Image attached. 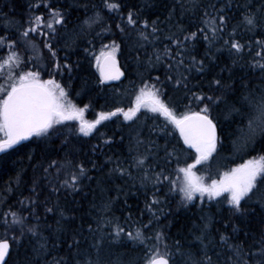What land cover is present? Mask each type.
Segmentation results:
<instances>
[{
    "label": "trees",
    "instance_id": "16d2710c",
    "mask_svg": "<svg viewBox=\"0 0 264 264\" xmlns=\"http://www.w3.org/2000/svg\"><path fill=\"white\" fill-rule=\"evenodd\" d=\"M116 2L122 5L119 11L108 9L101 11L103 26L94 24L90 29L81 31V21L85 19L86 15L91 16L94 11L100 10L103 0H43V3L41 0H0V35L19 37L20 32L29 26L30 16L42 15L47 19L50 9L44 7V4H50L51 8L66 12V27L61 28L60 25H56L58 35L56 41L52 42L53 50L56 52L55 58L44 47L43 41L46 37L38 34L30 36L36 45L35 50L20 46L18 43L16 51L25 61L27 69L40 71L43 80H56L68 93L69 100L77 107L87 106L86 117L90 121L97 119L102 111L109 112L114 111L117 107L127 109L132 106L140 87L144 83H157L155 80L157 76L161 81V83H157V87L161 88L163 99L177 113L200 110L203 105L193 99V93L218 95L219 93L215 92V79H222L224 84H233L236 95L246 92L243 84H247L249 90H254L257 93L261 86H264V76L259 69L251 66L255 60H260L256 53L261 52L260 46L253 41H260L264 39V36L258 32H246L243 27L237 29V34L234 37L241 44H251L250 49L245 48L243 58L240 59L229 53L223 43L224 40L229 39V36L227 33L223 34L222 39L217 40L211 47L215 59L206 71L204 73L196 71H192L190 74L186 73L189 77L188 84L191 91L183 88L178 89L170 81L165 80L164 73L168 61L165 60L155 67L148 63L149 58L153 57V53L158 50L162 51L165 45H169L175 52V45L170 44L169 40L164 38L165 36L175 34L182 39L188 31L198 32V29H206L207 26L203 22L208 19L204 16L205 10L214 14L209 5L215 4L217 8H223L226 3L233 5L231 8H225L227 14L234 17L229 21L228 28L230 30L241 18V10L235 5L244 3L245 0H116ZM36 4L40 6L33 7ZM85 4L88 6L87 12L82 7ZM93 5L96 8H93ZM129 11L139 14L138 19L134 16V19H137L135 27L127 22ZM169 16H171L170 20L167 19ZM144 20H148L149 25L152 21H157L159 28L163 30L162 33H157L158 40H154L151 36L148 41L140 39L138 32ZM117 25L120 27L118 28ZM120 28H124L123 33ZM181 29L184 31L182 32ZM147 31L151 32V27ZM112 41L120 46L116 56L124 76L120 81L101 83L97 59H101L102 53L109 50L110 47L106 46H110ZM195 47L198 59L203 58L205 50L209 48L208 42L203 40L199 32ZM7 55L8 50L0 48V58H6ZM234 59L236 63H233ZM57 61L61 66L71 65V68L61 67L57 70L55 67ZM261 62L264 63V60ZM185 63H188L187 59ZM206 63H208L207 60ZM22 65L25 68V64ZM221 69L226 70L222 72ZM3 83L4 79L0 78V84ZM228 98L231 99V96ZM212 118L217 123L219 140L213 165L216 167L219 164L221 167H227V165L241 162V156H236L234 147L238 135H241L236 132L237 123H234L232 118L225 119L223 104L219 108H213ZM236 119L238 121V118ZM166 124L162 115L142 110L137 114L135 121L124 120L123 116L118 114L98 125L97 131L92 135L84 136L77 131L78 123L72 121L67 122V127H61L60 135L32 137L28 143L17 145L14 149L8 150L7 154L1 153L0 213L7 212L9 206L13 211L18 210V201L32 195L34 181L41 201L51 195L44 172V168L48 167L51 161L63 162L68 156L73 160L83 161L86 166L90 167L87 162L91 159L98 166L104 165V168L93 170L90 173L93 180L85 181L82 190L68 196L66 202L63 191L57 194L60 196V203L65 205L64 231L50 235L51 229L44 230L43 235L48 237V251L41 258L40 264H45V262L53 264L54 261L61 258L72 260L74 251L70 252L68 245L72 243V237L76 235L78 229L83 237L76 236L77 239H81V249H86L90 257L99 260L101 264H143L142 246L127 237L113 240L106 236L103 246L97 252L95 248L91 247L95 243V238L88 232V226L91 224L95 230L96 219L99 215L98 209L94 208L93 204L99 206L107 197H115L117 186L123 188L124 191L113 203L112 212L109 215H114L118 218L119 223L126 227V231L133 233L137 228L136 221L147 223L152 213L147 210L145 202L151 201L153 186L149 184L146 188H142L138 180L133 184L130 179L116 178L115 176L109 179L106 173L113 165L107 163V158L116 159L119 157L127 160L130 155L135 154L129 152V146L135 144L136 133L139 132L141 140L154 142L153 151L157 153L156 159L159 164L164 165L165 148L168 152H172L173 145L177 149L181 146L186 149L179 166L183 167L185 160L187 163H191L194 150L187 149V146L183 145L178 131L170 124L165 127ZM244 133H247V128L244 129ZM65 138L68 140L67 146L63 144ZM260 139V136L256 138L254 149L251 144L246 147L244 154L246 157L264 155V144L260 143ZM106 140L111 142L106 144ZM94 148L95 151H93ZM139 150L144 151V146H141ZM235 157L237 160H233ZM208 164L197 166L198 175L205 177L207 171L205 167ZM165 167L166 171L174 177V169L177 167L175 160H171ZM53 171L54 169H50L49 175ZM156 171H159V168H156ZM18 174L19 183L17 182ZM101 188L105 189L103 193ZM157 195L162 201L159 206L162 208V213H157V227L165 235V243L169 246L175 264H185L189 253L193 256L202 255V252L199 251L202 246L195 239V236L200 235L197 229L205 223L202 217L210 218L209 240L212 241L216 251L222 250L218 234L232 235L233 227H238L241 230L234 239L238 242L242 241L246 249L252 248L253 251L256 250L253 246L264 234V211L257 204L252 205L255 208L253 214L238 218L230 213L229 205L226 203L217 204L216 200L208 201L207 197L203 202L197 199L187 205L181 204V196L177 192H168L167 181H164V186ZM219 199L223 201V197ZM55 200L56 195H51L50 203ZM201 208H203V212H201ZM37 211L43 213V205ZM152 211H156V209L153 208ZM129 213H131L130 218ZM24 215H28L27 211L24 212ZM55 219H59L58 213ZM125 220H128L127 225H125ZM47 222L50 225H55L53 214H48ZM104 232L112 233L113 236L115 234L114 227L106 226ZM3 234L4 229L0 227V237H3ZM96 235L98 236L99 233ZM209 240H206L205 243H209ZM175 241L180 242L179 250L175 246ZM25 251L24 248L19 249L18 253L12 250L8 264H22ZM28 251L30 252V249ZM228 255L230 252H225L222 255V264Z\"/></svg>",
    "mask_w": 264,
    "mask_h": 264
},
{
    "label": "snow or ice",
    "instance_id": "6c2138e0",
    "mask_svg": "<svg viewBox=\"0 0 264 264\" xmlns=\"http://www.w3.org/2000/svg\"><path fill=\"white\" fill-rule=\"evenodd\" d=\"M39 6V4L33 5V7ZM44 7L50 9L48 18L45 19L42 15L30 16L29 26L20 32L19 37L0 35V48L8 50L7 57L0 58V76L5 80L4 84H0V153L7 154L8 150L14 149L22 141H27L32 137L60 135L61 127H67V122H78V133L90 136L97 131V126L103 121L118 114L122 115L124 120L135 121L137 114L142 110L162 115L167 124L172 125L178 131L183 145H186L187 149L194 150V155L191 157L192 162L187 163L185 160L184 166L180 167L181 157L186 149L183 146L177 149L173 145V151L168 152L165 148L164 165H161L156 159L157 153L153 151L154 142L141 140L140 133L137 132L135 144L129 146V152L135 154L130 155L127 160L108 157L107 163L113 165L106 173L109 179L115 176L116 178L130 179L133 184L138 180L142 188H146L149 184L153 186L152 199L145 202L147 210L152 215L147 223L136 221L137 228L134 233L126 231V227L119 223L118 218L109 215L112 212L113 203L124 191L123 188L117 186L115 197H107L99 206L93 204V207L98 209L99 215L96 219L95 230L91 224L88 226V232L95 238V243L91 245L92 248L99 252L106 236L113 240L127 237L142 246L143 264H175L169 246L165 243V235L157 227V213H162V208L159 207L162 201L157 193L163 188L164 181H167L169 193L177 192L181 196L183 205L190 204L197 199L203 202L207 197L208 201L216 200L217 204L226 203L229 205L230 213L238 218L253 214L255 212L253 204L259 205L264 211V155L249 159L245 163L225 171L220 179H212L210 182H206L205 178L198 175L197 172V166L209 161L217 151L219 142L217 123L212 118V111L213 108H219L221 104L224 105L225 119L232 118L233 122L237 123L236 132L242 134L240 138L244 147L251 144L254 149L258 133L261 137L260 143L264 144V86H261L257 93L254 90H249L247 84H243L246 92L236 95L233 84H224L222 79H215V92H218V95L193 93V99L203 105L200 110L177 113L163 99V92L161 88L157 87V83H161L160 77L157 76L155 78L157 83H144L140 87L132 106L127 109L117 107L114 111H102L97 119L86 121L84 113L87 106L77 107L68 99V93L56 80H43L40 71L27 69L25 61L16 51L18 43L20 46L35 50L36 45L30 36L38 34L46 37L43 41L44 47L48 49L53 58L56 57V52L52 47V42L56 41L58 35L56 25H60L61 28L66 27L67 14L59 9L51 8L50 4H44ZM82 7L87 12L88 6L85 4ZM121 7V3L116 0H103L100 10L94 11L91 16L86 15L85 19L81 21V31L90 29L94 24L103 26V17L101 16L103 9L119 11ZM209 7L213 9L214 14L205 10L204 16L208 19L203 22L207 27L198 29L203 40L207 41L209 45L203 58L198 59L196 55L195 42L198 40V32L188 31L182 39L175 34L165 36L164 38L169 40L170 44L175 45V52L169 45H165L162 51L154 52V58L150 57L148 60L152 67L165 60L168 61L164 73L165 80L170 81L178 89L183 88L191 91L188 84L189 77L186 73L190 74L192 71L204 73L206 71L215 59L211 47L217 40L222 39L223 34L227 33L229 36V39L223 41L229 53L240 59L243 58L245 48L250 49L251 44H241L234 39L239 27H243L246 32H258L264 36V0H245L244 3L236 4L235 7L241 10V18L230 30L228 28L229 21L234 17H230L225 8H231L233 5L226 3L223 8H217L215 4H212ZM93 8L96 6L93 5ZM134 16L138 19L139 14L135 11L127 13L128 24L135 27L137 19H134ZM167 19L170 20L171 16ZM117 27L120 26L117 25ZM149 27H151V32L147 31ZM120 31L123 33L124 28H120ZM162 31L157 21H152L149 25L148 20H144L138 35L143 41H148L150 36L154 40H158L157 33H162ZM181 31L183 32L184 29ZM253 42L260 46L261 52L256 53L260 60H255L254 57L255 63L251 66L259 69L264 76V63L261 62L264 60V55H262L264 39ZM106 47H110V51L102 53L103 63L99 58L97 59L101 83L119 80L124 76L116 59V53L120 46L112 41L111 45ZM186 59L187 64L185 63ZM233 63H236L235 59ZM22 64H25L23 69H21ZM55 67L57 70L61 67L70 69L71 65L61 66L57 61ZM16 69L21 70L17 72ZM225 70L221 69L222 72ZM229 78L231 79V77ZM229 96L231 99L228 98ZM245 128H247L246 134L244 133ZM121 139L123 140V137ZM110 142V140L105 141L106 144ZM63 144L67 146L66 138ZM141 146H144L142 152L139 150ZM171 160H175L177 164L174 169V177L166 171L165 167ZM87 163L90 167L86 166L85 162L73 160L68 156L63 162L51 161L48 167L44 168V172L51 195H56V200L50 203V195L41 201L34 181L32 195L18 201V210L13 211L9 206L7 212L0 213V227L4 229L3 237H0V264H8L10 251L15 250L18 253L21 248L26 250L22 264H40L41 258L48 251V237L43 235L44 230L51 229L50 235L64 231L65 205L60 203V196L57 194L63 191L66 202L68 196L82 190L85 181L93 180L90 174L93 170L104 168V165L98 166L91 159ZM156 168H159V171H156ZM50 169H54V171L49 175ZM17 182L19 183V174ZM104 191L105 189L101 188V192ZM221 197H223V201L219 199ZM41 205H43V213L37 211ZM153 208L156 211H152ZM25 211L28 213L27 216L24 215ZM201 212H203V208H201ZM57 213L59 219H55ZM48 214H53L54 226L48 224ZM130 217L131 213H129ZM202 219L205 220V223L197 229L200 235L195 236L202 246L199 250L202 255L187 254L188 258L185 264H222L221 257L225 252H230V255L223 261V264H264V234L253 246L256 249L253 251L252 248L246 249L242 241L238 242L234 239L241 230L238 227H233L232 235L218 234L222 250L216 251L212 241L209 240L210 218L202 217ZM127 224L128 220H125V225ZM106 226L114 227V236L112 233L104 232ZM97 233H99L98 236ZM77 235L82 237L79 229L72 237V243L68 245L70 252L74 251V258L72 260L61 258L54 261L53 264H101L99 260L92 259L86 249H81V239H77ZM206 240H209V243L206 244ZM175 246L179 250L180 242L175 241ZM161 248L164 249L163 252H161ZM210 252L211 254H209Z\"/></svg>",
    "mask_w": 264,
    "mask_h": 264
},
{
    "label": "rangeland",
    "instance_id": "374dc122",
    "mask_svg": "<svg viewBox=\"0 0 264 264\" xmlns=\"http://www.w3.org/2000/svg\"><path fill=\"white\" fill-rule=\"evenodd\" d=\"M108 51H110V48H109V50ZM107 51V52H108ZM116 58H117V56H116ZM102 59H103V56L101 57V61H102ZM24 68V66L23 65H21V69H23ZM21 69H16V71L17 72H19ZM0 78H3L2 76H0ZM4 79V78H3ZM42 79V78H41ZM4 83H5V80H4ZM3 83V84H4ZM69 99V98H68ZM73 103V102H72ZM74 104V103H73ZM84 119L86 120V121H90L89 119H87V117H86V111H85V113H84ZM78 123V122H77ZM246 134V133H245ZM83 135V134H82ZM242 135V134H241ZM241 135H238V137H237V139H236V141H235V144H234V147H235V151H236V156H241V162H239V163H233V164H231L230 166H228L227 165V167H221V165H217L216 167L213 165V159L215 158V155H216V152L213 154V157L209 160V161H207V162H205V163H209L206 167H205V169H207V171H206V173H205V181L206 182H210V180H212V179H220L221 178V176H222V174L225 172V171H228V170H230V169H232V168H235V167H237V166H239V165H241V164H243V163H245L247 160H249V159H252V158H254V157H252V158H248V157H246V155H244L245 154V151H246V147H244L243 145H242V140H241ZM218 137V136H217ZM257 137H259V133L257 134ZM217 150H218V145H217ZM233 160H237L236 159V157L235 158H233ZM204 164V163H203ZM164 251V249H161V252H163Z\"/></svg>",
    "mask_w": 264,
    "mask_h": 264
},
{
    "label": "water",
    "instance_id": "95a60500",
    "mask_svg": "<svg viewBox=\"0 0 264 264\" xmlns=\"http://www.w3.org/2000/svg\"><path fill=\"white\" fill-rule=\"evenodd\" d=\"M116 59H117V58H116ZM117 61H118V59H117ZM118 62H119V61H118ZM101 63H103V59H102ZM119 67H120V65H119ZM120 70L122 71L121 67H120ZM98 71H99V70H98ZM122 72H123V71H122ZM99 75H100V72H99ZM122 78H123V76H122L119 80H114V81H120ZM114 81H105V83H110V82H114ZM217 133H218V130H217ZM30 140H31V138H30L29 140H27V141H22L20 145L26 144V143H28ZM0 154H1V153H0ZM11 251H12V250H11ZM11 251H10V255H11ZM8 261H9V259H8Z\"/></svg>",
    "mask_w": 264,
    "mask_h": 264
}]
</instances>
